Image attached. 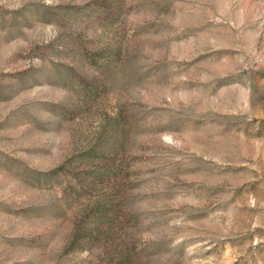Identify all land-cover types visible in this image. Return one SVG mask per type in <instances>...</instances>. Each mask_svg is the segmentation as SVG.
Masks as SVG:
<instances>
[{
    "label": "rangeland",
    "instance_id": "1",
    "mask_svg": "<svg viewBox=\"0 0 264 264\" xmlns=\"http://www.w3.org/2000/svg\"><path fill=\"white\" fill-rule=\"evenodd\" d=\"M0 264H264V0H0Z\"/></svg>",
    "mask_w": 264,
    "mask_h": 264
}]
</instances>
